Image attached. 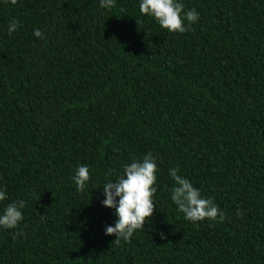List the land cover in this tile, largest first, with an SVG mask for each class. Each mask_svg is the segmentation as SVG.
I'll return each instance as SVG.
<instances>
[{"label":"trees","instance_id":"trees-1","mask_svg":"<svg viewBox=\"0 0 264 264\" xmlns=\"http://www.w3.org/2000/svg\"><path fill=\"white\" fill-rule=\"evenodd\" d=\"M180 2L199 13L184 33L139 0L0 3V207L25 202L0 264H264V0ZM148 153L153 214L117 244L100 184ZM170 168L222 218L185 220Z\"/></svg>","mask_w":264,"mask_h":264},{"label":"clouds","instance_id":"clouds-1","mask_svg":"<svg viewBox=\"0 0 264 264\" xmlns=\"http://www.w3.org/2000/svg\"><path fill=\"white\" fill-rule=\"evenodd\" d=\"M0 3L15 5L17 0H0ZM116 0H99V6L104 10L115 7ZM139 12L142 15L153 17L159 26L170 33H184L199 19L195 9L185 11L180 0H139ZM20 27L18 20L13 18L7 28L12 34ZM33 35L43 38L40 29H34ZM157 163L155 157L148 153L142 159L132 158L123 165V171L114 180L101 183L103 186L101 204L111 208L116 217L111 225L104 228L105 235L115 234L117 244L121 240L127 242L137 230L143 229L145 220L151 217L154 211L153 196L157 189ZM179 169L170 168L169 175L174 181L170 199L177 210L184 214V219L190 222H199L205 219L214 221L222 214L218 206L210 199L204 198L193 183L178 174ZM78 192L88 187L90 180L89 168L86 165L78 166L71 176ZM9 200L7 191L0 187V202ZM23 200H13L0 207V229L16 228L23 220Z\"/></svg>","mask_w":264,"mask_h":264}]
</instances>
